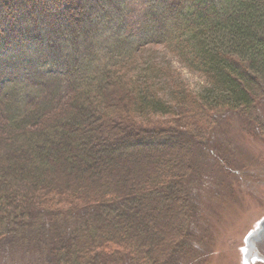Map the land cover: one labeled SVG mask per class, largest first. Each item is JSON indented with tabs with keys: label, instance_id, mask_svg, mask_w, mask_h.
<instances>
[{
	"label": "trees",
	"instance_id": "trees-1",
	"mask_svg": "<svg viewBox=\"0 0 264 264\" xmlns=\"http://www.w3.org/2000/svg\"><path fill=\"white\" fill-rule=\"evenodd\" d=\"M133 3L0 0V255L178 264L197 145L228 112L263 126L264 0ZM156 46L210 90L135 81Z\"/></svg>",
	"mask_w": 264,
	"mask_h": 264
},
{
	"label": "rangeland",
	"instance_id": "rangeland-1",
	"mask_svg": "<svg viewBox=\"0 0 264 264\" xmlns=\"http://www.w3.org/2000/svg\"><path fill=\"white\" fill-rule=\"evenodd\" d=\"M133 1L136 10L138 0ZM137 62L143 66L132 67L130 75L148 83L150 90H158L169 103L174 101L169 96L172 85L181 84L194 96L210 90L205 77L166 47L150 48ZM62 93L66 99L68 89ZM258 112L263 126L246 114L228 112L219 118L204 145H197L199 169L191 189L194 216L188 246L182 247L178 264L264 262L257 257L264 256V241L253 237L264 223V100ZM18 253L1 254L0 264H21L25 253Z\"/></svg>",
	"mask_w": 264,
	"mask_h": 264
},
{
	"label": "water",
	"instance_id": "water-1",
	"mask_svg": "<svg viewBox=\"0 0 264 264\" xmlns=\"http://www.w3.org/2000/svg\"><path fill=\"white\" fill-rule=\"evenodd\" d=\"M253 237H255L259 241H264V223L262 224L261 229L258 232H256ZM257 257L262 258L264 261V256L263 257L257 256ZM260 264H264V263L261 262Z\"/></svg>",
	"mask_w": 264,
	"mask_h": 264
}]
</instances>
